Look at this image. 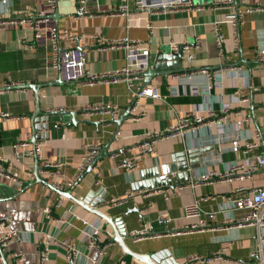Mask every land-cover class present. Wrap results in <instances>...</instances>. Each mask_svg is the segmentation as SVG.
Returning <instances> with one entry per match:
<instances>
[{
  "label": "crops",
  "instance_id": "obj_1",
  "mask_svg": "<svg viewBox=\"0 0 264 264\" xmlns=\"http://www.w3.org/2000/svg\"><path fill=\"white\" fill-rule=\"evenodd\" d=\"M191 1L201 10L140 11L133 0L90 1L86 5L89 14L79 17L75 0H58L53 7L44 0H0V16L20 15L30 21L0 31V88L26 86L0 91V112L12 116L0 119V156L11 162L19 181L12 184L0 175V211L11 215L19 234L12 249H19L30 264H67L63 243L76 249L73 264H140L124 256L103 220L45 184L58 186L76 199L89 198L106 216L121 218L127 232L124 242L134 253L167 250L168 261L186 264L189 256L206 258L220 251L229 262L214 264H258L250 252L257 247L259 227L234 228L227 221L244 215L230 207L231 198L264 186V169L242 179L234 176L206 184L197 176L208 171L222 174L232 164L250 168L254 156L264 154V62L260 60L264 56V0H228L230 6L222 8L213 7L218 0ZM230 14L239 16L236 27L224 22ZM52 29L59 34L61 50L81 48L86 70L96 74L127 65L136 68L139 63L128 59L129 53L122 48L101 50L97 41H138L148 51L142 79L131 88L123 81L92 86L60 81L52 68ZM213 29L224 39L221 50ZM63 32L79 38L78 45L71 46ZM173 46H188L194 55L192 62H181V72L175 70L176 61L163 58ZM203 71L217 73L210 85ZM143 86L157 90L159 96L140 98L138 113L142 115L134 117L133 92ZM97 104L115 106L118 115H108L103 125L100 116L81 114L83 107ZM225 107L230 110L221 123L196 127L180 137L164 136L151 148L140 149L148 141L147 134L167 132L185 115L216 116ZM51 112L59 116H51L47 123ZM124 114L127 117L117 123ZM233 139L240 142L238 152L230 149ZM246 142H255L256 147L245 153ZM86 143L97 146L101 157L90 171L88 166L79 171ZM44 163L60 166L46 174ZM172 164L183 169L181 181L169 171ZM162 165L168 176L157 186ZM66 182L73 185L65 187ZM114 199L123 202L109 204ZM191 206L199 213L197 219L186 218L185 208ZM161 215L163 223L158 222ZM197 220L209 228L230 227L178 232ZM90 223H101L103 229V243L93 248L82 235ZM145 230V238L132 241L131 233ZM108 241L112 245L100 253ZM45 248L47 260L43 262ZM0 264L16 263L0 250Z\"/></svg>",
  "mask_w": 264,
  "mask_h": 264
},
{
  "label": "built area",
  "instance_id": "obj_2",
  "mask_svg": "<svg viewBox=\"0 0 264 264\" xmlns=\"http://www.w3.org/2000/svg\"><path fill=\"white\" fill-rule=\"evenodd\" d=\"M48 6L53 7L58 0H44ZM90 1L97 2L98 0H75L77 4L76 15L79 17H83L88 15L89 12L87 10V3ZM135 7L137 10H150L154 12H165L167 10H201V7H195L191 0H133ZM230 2L228 0H218L213 4L214 8H222L229 7ZM123 13L127 12L126 6L121 8ZM122 13V14H123ZM227 24L236 27L239 23V16L230 14L227 15L225 21ZM24 23H30L29 20L18 15L14 18H5L4 16H0V31L6 26H18ZM36 24V25H35ZM34 29L38 30L37 23L33 22ZM214 39L216 47L221 50L223 46L224 39L219 34L217 29H213ZM62 37L68 41L71 46L72 44L78 45V41L80 40L77 37L69 36L68 33L63 32ZM98 45L102 46L101 50L107 49H119L122 48L127 51L128 59L139 60V63L136 64V68L129 67L128 65L122 67L119 70L114 72H103L100 74H96L86 70V56L85 52L79 47H70L67 50H61L59 46V34L55 29L51 30V48L53 51L52 58V68L57 71L60 81L64 83H75L81 82L83 85L92 86L95 84H110L117 83L118 81H123L125 84L131 88L136 82L141 80L142 69L146 66L145 57L148 54V51L143 48V46L138 44V41H133L129 38H123L115 41H105L104 44L97 41ZM173 53H177L179 48L173 46L171 48ZM181 51V62L190 63L194 60V55L192 50L188 46H184L180 48ZM262 62H264V56L260 58ZM205 75L207 85H210L209 82L214 80V77L217 76V73H211L208 71L202 72ZM133 103L131 104V113L134 117H138L142 114L138 113L139 108V99L143 97H152L157 98L159 96L157 90L146 87H136L133 92ZM230 108H223L219 113V115H214V113H209L207 117L203 118L198 116L197 114L193 115H185L183 116L176 125L171 126L167 132L164 133H152L148 135V141L140 146V149L147 150L151 148L158 139L165 137H180L183 136L184 133L188 131L195 130L196 127L204 126L206 124L212 125L213 123L218 124L224 120V116L228 114ZM83 116H91L98 115L100 116L99 121L106 125L108 123L107 116H117L118 110L115 106L110 105H87L82 108L80 111ZM12 116L7 112H0V119L8 120ZM216 117V119H212ZM239 126V123L236 124ZM255 140H257V135L254 136ZM240 142L237 140H232L230 142V149L233 152H238L240 149ZM25 146L24 144L20 145V147ZM218 149L220 150V142H217ZM19 147V146H18ZM17 147V148H18ZM84 157L82 166L79 167V171L85 169V167L89 166L93 159L97 156V146L92 143H86L84 145ZM256 147L255 142H246L243 146L244 152L246 153L248 150H251ZM38 152V148L34 149V156ZM31 154V152H29ZM19 154H17V158ZM60 164L58 163H44V169L46 170V174H49L53 168H59ZM11 162L5 159L3 156H0V175L6 180L10 181L12 184H19L17 174L11 171ZM264 169V154L254 156V163L252 167L247 168L244 164H232L228 171L217 174L214 171H208L206 173H202L198 175V181L201 184L210 183L215 179L221 180H230L234 176L242 179L247 177L249 174L253 172L260 171ZM44 172V171H43ZM241 173V174H239ZM168 172L166 166H161V174L158 176L160 181H165L167 179ZM73 185L72 182H66L65 187H71ZM55 188H58V186ZM242 190V189H241ZM127 196L129 194L127 193ZM123 201L120 199L110 200L109 204L119 205ZM231 206L236 211H244V215L240 219L236 220H228L227 223L234 228L246 227V226H256L259 227V232L257 236V247L250 252V258L255 260L258 264H264V186L257 187L251 189L245 195H239L235 198H231ZM195 206L185 208L186 218L197 219L199 213L195 210ZM212 217V214L209 215ZM165 221L164 215L158 217V222L163 223ZM85 226V225H84ZM230 226H217L214 228H209L202 220H197L196 223L191 224L189 227H185V229H181L180 231L192 232V231H203V230H225ZM83 238L87 242L89 248L96 247L97 244H102V234L101 231V223L94 224L90 223L87 226L83 227ZM148 235V231L141 232H133L130 234V238L134 242H138ZM105 236V235H104ZM107 236V235H106ZM19 234L16 229L12 226V217L8 212L0 211V250L8 252L14 262L16 264H30L29 260H27L24 254L19 249H12V244L19 242ZM112 245L111 241H108L104 248L100 250V253L104 252V249H108ZM63 247L66 252V262L67 264H71L73 257L76 254V249L73 247L71 243H63ZM227 256L224 255L223 252H216L212 255V257H201L198 255L189 256L186 260V264H214L219 261H227ZM226 259V260H225ZM47 260V249L45 248L41 253V261L45 262ZM115 264H126L124 261L116 262Z\"/></svg>",
  "mask_w": 264,
  "mask_h": 264
},
{
  "label": "water",
  "instance_id": "obj_3",
  "mask_svg": "<svg viewBox=\"0 0 264 264\" xmlns=\"http://www.w3.org/2000/svg\"><path fill=\"white\" fill-rule=\"evenodd\" d=\"M180 56H181V51L179 48L177 53L171 52V53L164 54L163 58L166 61H169L170 59L176 61L175 70L177 72H181L183 70L181 68ZM161 60H163V59L161 58ZM25 87H26L25 85L5 86V87H1L0 91H5V90L15 89V88L20 89V88H25ZM53 115L59 116V112L48 113L46 115L47 123H49L51 121V116H53ZM127 115L128 114H124V116H121V118L119 119V121H117V123H120L121 121H123L127 117ZM46 127H47V125L45 126V128ZM115 133H114V135H115ZM114 137L115 136H113L112 138H114ZM100 157H101V152L93 159L91 164L88 166V171L91 170L92 166L96 163V161ZM169 171L172 173H174V172L177 173L179 180L182 179L181 173L183 172V169L178 168V166L176 164L170 165ZM36 178L39 181H41L38 177H36ZM163 182L164 181H160L157 178V181L155 182V184L158 186L160 184H163ZM42 183L45 184L44 182H42ZM167 183L170 184V181ZM45 185L50 189L51 192H55L59 197H67V198L71 199L72 201H74L76 204H78L81 208H83L87 212H89V213L95 215L96 217L100 218L101 220H103L111 228L112 241L119 246V248L122 250L124 256H129L134 261H136L140 264H177L173 260H172V262H173L172 263L171 260L168 261L167 258H165L166 255L168 257L167 250H163V251H159V252L151 253V254H137V253L130 251L124 242L125 238L127 237V232L125 230V226H124L121 218H110V217L106 216L104 213L100 212L92 202H90L89 198L85 199V200L76 199L73 196H71L68 192L61 191L58 188H55L54 186H52L50 184H45ZM102 202H104V200H102ZM71 264H73V261L71 262Z\"/></svg>",
  "mask_w": 264,
  "mask_h": 264
}]
</instances>
